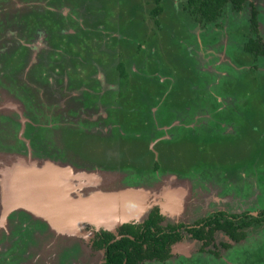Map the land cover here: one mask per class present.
Listing matches in <instances>:
<instances>
[{
  "label": "rangeland",
  "instance_id": "obj_1",
  "mask_svg": "<svg viewBox=\"0 0 264 264\" xmlns=\"http://www.w3.org/2000/svg\"><path fill=\"white\" fill-rule=\"evenodd\" d=\"M251 3L264 42V0H245L240 10L226 2L211 21L200 19L187 0H161L156 16L154 0H0V179L14 171L26 177L46 166L116 169L119 181L147 191L148 202H163L164 223L181 213L190 218L213 205L226 208L236 199L263 196L264 57L255 59L244 49ZM231 108L235 120L215 114L221 109L229 116ZM213 121L215 133L240 135L207 141L205 150L197 140L193 146L182 139L189 128L202 131ZM152 150L178 164L201 155L225 163L231 156L258 172H242L240 165L230 176L212 170L202 186L190 167L188 173L147 170L151 155L157 157ZM75 177L66 176V194L78 201ZM171 199L177 207L168 205ZM149 209L125 219L142 221ZM20 212L12 209L0 226V264H61L64 258L82 263L84 256L75 257L88 253L87 236L55 233L41 213L49 230L32 219L43 237H28L27 247L11 260L18 248L14 234L23 227ZM80 230L89 227L81 224ZM261 233L244 240L255 246Z\"/></svg>",
  "mask_w": 264,
  "mask_h": 264
},
{
  "label": "flooded vegetation",
  "instance_id": "obj_2",
  "mask_svg": "<svg viewBox=\"0 0 264 264\" xmlns=\"http://www.w3.org/2000/svg\"><path fill=\"white\" fill-rule=\"evenodd\" d=\"M165 139L167 138L161 140ZM153 144L154 142L151 146H153ZM152 151L157 152V157L151 155L153 162H168L172 159V155L162 156L158 151ZM98 154H96V156ZM121 156L124 155L120 154L117 157L114 155L112 159H120ZM141 158L142 157H140V159ZM122 166L121 163L119 167L117 165L118 168ZM223 170L226 173H234L230 171V168H224ZM231 170H233V167H231ZM191 171L193 172L192 174L197 175L195 179L197 182H201L203 186L206 180H201L199 171ZM254 171L257 175L258 171ZM126 175L127 173H125L123 177H126ZM256 180L261 182L260 179L256 178ZM128 184L133 185L131 183ZM236 200L238 201H235V204L229 205L227 202L228 207L226 208H219L215 205H213V208L208 207L207 209L211 208L212 211L207 210V214H205L204 211L201 212V214L200 211H196L195 214H190V218H186L182 215L183 213H181V217L179 215L175 221L167 223H164L165 214L160 209V205L154 203L151 209L157 206L161 216L156 220L155 224H150L149 231L152 237L148 239H144V237L141 236V231L147 233V226L144 222L150 210L142 221H125L116 226L114 230L107 229L101 225L97 226L92 222H85L84 224H86L89 227V231H91V235L87 238L88 253L82 256H76L75 259L84 256L81 264H263L264 249L262 251L261 246H264V238H262L261 241L256 240L255 246L250 245V242L248 244L244 239H251L250 236H253L254 232L261 235L262 230H264V191L263 196L257 194L255 198L250 200ZM209 205L210 202L208 203V206ZM67 210L74 214L79 212L75 207H70ZM218 211L225 212L229 217L235 216L233 217V219L236 220L235 224L240 223L246 225L241 228L236 227V230L233 231L234 233H228L220 228L213 231L210 238L196 236L195 234L198 233L195 232V229L199 230L203 228L207 232L212 229V226L206 224V221H203V219H207L209 214ZM83 213L85 214V211H83ZM19 214L23 222V227L20 229L18 227L21 233L14 234L13 240L17 242L16 248H18L16 250L18 251L15 250L16 254H14L15 251L12 253L11 256L13 257L11 260L13 261H16L18 258L21 248L27 247L28 237L32 239H40L41 236L43 237L41 233L42 230L32 228V219L27 214L22 212ZM9 215L10 214H8V216ZM41 223L44 224V231L49 230L44 222ZM128 224L133 225V228H138V234L134 235L131 233V229L129 230L128 227L130 225ZM213 225H215V223ZM132 243L140 244V249L135 256L131 252ZM108 245H111L109 252ZM214 246H216V248H214ZM258 252H262L261 257V253ZM22 256L23 255H21L20 258H22ZM107 260L108 263H106ZM61 264H68V258H64Z\"/></svg>",
  "mask_w": 264,
  "mask_h": 264
},
{
  "label": "water",
  "instance_id": "obj_3",
  "mask_svg": "<svg viewBox=\"0 0 264 264\" xmlns=\"http://www.w3.org/2000/svg\"><path fill=\"white\" fill-rule=\"evenodd\" d=\"M47 165L51 164L47 163ZM62 167L61 170H57L54 166H46L43 169L33 168V173L29 172L26 177H24V174L23 176H19V173L14 171L12 175L8 174V176H6L9 179L1 178L0 226L4 227V225H6V217L10 214L12 209L20 207L21 212L27 214L31 219L44 222L39 218V213H41L42 217L54 228L53 230L55 233L71 232L75 230L88 238L91 235V231L85 233L80 230L81 224L84 225L85 222H92L97 226L101 225L107 229L114 230L116 226L127 221V219H125L127 216L142 213L145 208L149 209L150 206L152 207L153 203L159 204L161 210L164 206L163 202H152L154 199L148 202L149 200L146 198L147 194H145L147 191L143 189L142 191L135 190V184L129 185L128 183L126 184V182L119 181V178H117L118 176L114 172L116 169H105L98 166H94L89 170L80 166L71 168L65 165ZM71 172L73 174L76 173L77 177L75 178L78 179V181L75 182V191L82 197L81 200L78 201L70 200L72 198L66 194V188L68 189L70 187L69 183H67L66 176ZM93 176L96 177L93 179ZM88 179H90V181ZM83 180H86V183L83 182ZM65 185L68 186L65 187ZM108 186L112 188L107 189ZM56 187H62V199H57L59 190H54ZM103 187H105L106 190L103 189ZM46 189H48L49 192L54 190V193L51 192L47 199H41V192ZM171 201L175 204L174 207H177L176 202L173 201V199ZM63 202L80 204L83 208L82 210H84L86 214H92V217L83 215V217L80 216L79 218L74 216L70 219L76 220V222L71 223L72 225L66 226L67 228L56 227L51 221L53 217L56 218L59 214H62L60 212H63L65 215L69 214L68 210H65V207L62 206ZM169 204L170 203H168V205ZM51 210L54 212V216L49 212ZM149 210H151V208ZM46 211L47 214H45ZM90 218L94 220H90ZM45 224L48 226L47 223ZM59 225L65 227V225ZM44 247L47 248V243ZM0 253H2V250H0Z\"/></svg>",
  "mask_w": 264,
  "mask_h": 264
},
{
  "label": "trees",
  "instance_id": "obj_4",
  "mask_svg": "<svg viewBox=\"0 0 264 264\" xmlns=\"http://www.w3.org/2000/svg\"><path fill=\"white\" fill-rule=\"evenodd\" d=\"M161 0H154V3L158 4ZM188 4L194 8H196V11L199 13V18L200 19H205L207 21H211L216 19L220 13H221V9L223 8V6L226 4V2H230L232 4V6L234 7L235 10H240L242 7V3L245 0H187ZM252 9H251V16H250V20H249V35L247 37V40L245 41L244 44V49L248 52L253 54L254 58L256 59V57H264V42L262 41V38L259 34V30H258V9L256 7H254L253 3H251ZM161 11V6L155 5L153 7V9L151 10L153 16L158 15V13H160ZM118 67H120V69L122 68L121 64L117 65ZM122 70V69H121ZM217 100V99H216ZM215 100V101H216ZM214 104V103H213ZM218 105V104H217ZM232 111V113L228 114L229 116H225L224 111H222L221 109H218L215 111V114L217 116H222L223 119H225V117H230L232 118V120L237 119L238 115L235 112L234 108L230 109ZM158 117L157 113H156V118ZM217 121H213L212 125L210 127L205 128L204 130L200 131V130H194L192 127L189 128L188 130V134L187 136L184 135L182 138L183 140L187 141L189 140L188 144L193 145L196 142L199 141L200 143H202V145L204 146V150H205V146H206V142L207 141H212L213 143H217L220 139H223L225 141L229 140H235V138L237 136H239L240 134L238 133L236 134H232V133H223L221 134V132H214V129H217L218 125L215 123ZM213 125L215 126V128L213 127ZM149 129V128H147ZM207 130V131H206ZM211 130V131H210ZM218 130V129H217ZM210 131V132H209ZM164 132L163 130H161V133ZM199 132H203L201 135H199ZM144 135L146 137H148L147 134H143L142 137H144ZM217 136V137H216ZM165 141L167 142H171L170 139H165ZM263 144V143H262ZM261 144V145H262ZM198 147V145H195ZM236 146V145H235ZM202 147V146H201ZM263 148V147H261ZM199 149V148H198ZM200 151H202V148L199 149V153ZM198 152L195 151V154H199ZM202 153V152H201ZM261 157V163H264V155H260ZM165 160V159H164ZM211 160V161H210ZM246 160V159H245ZM252 160V159H251ZM250 161V160H248ZM171 163V164H168ZM181 164V165H180ZM185 164V166H184ZM244 163H239L236 161H233V158L230 156L227 160V162L225 161V163L222 160H219L218 162L213 161L212 159H207V161L202 158V155L200 158L192 160L190 158L185 159L184 161L180 162L179 164L177 162H174V160L170 159L167 163L164 161L161 162H153V165L147 170L150 169V171H156V170H160V171H171V172H184V173H188L191 170H196L199 171L200 173V177L201 180H207L208 179V174L209 171L214 170L215 173H213L214 175H216V173H218L217 171L219 169H224V168H230L233 167V170L238 166V165H242L241 168L243 169L242 172L248 171L250 169H245L248 168V166H244ZM180 165V166H179ZM190 167V169L188 170V168ZM264 167V165H263ZM137 169L141 170V171H145L146 168L143 166H138ZM146 170V171H147ZM261 170V169H260ZM257 171V170H256ZM249 172H254V170H250ZM248 172V173H249ZM193 172H190L189 174H192ZM247 173V176H248ZM230 176V173H227ZM195 175V174H193ZM160 213L158 210V207L155 206L154 208H152L149 213L148 216L145 220V225L147 226V233L141 231V236L144 237V239H148L150 237H152L151 232L149 231L150 228V224H155L156 220L160 218ZM233 217L235 216H227L225 214V212L223 211H218L215 212L213 214H209V216H207V219H203V221H206V224H209L212 226V229L205 231L203 228H200L199 230L195 229V232H197L198 234H195L198 237H208L210 238L212 236L213 231H215L216 229H220L222 228L224 231L228 232V233H234L233 231H235L236 227H243L245 225H242L240 223L235 224L236 220L233 219ZM234 222V224H233ZM215 223V225H213ZM130 225V224H128ZM210 226V227H211ZM129 230L131 233H133L134 235L138 234V228H133V225L128 226ZM136 229V230H133ZM128 239V238H126ZM140 244L139 243H132V253L137 254V251L140 249L139 248ZM111 249V245H108V252ZM106 263H108V260L106 261Z\"/></svg>",
  "mask_w": 264,
  "mask_h": 264
},
{
  "label": "bare ground",
  "instance_id": "obj_5",
  "mask_svg": "<svg viewBox=\"0 0 264 264\" xmlns=\"http://www.w3.org/2000/svg\"><path fill=\"white\" fill-rule=\"evenodd\" d=\"M51 118V117H50ZM55 118V117H54ZM1 186V185H0ZM54 190H59V193H58V195H59V197H58V195H57V199L58 198H63V196H61L63 193H62V187L60 188V187H56ZM54 190H52L51 192L52 193H54ZM41 192V191H40ZM51 192H49V190L48 189H46V190H42V195H40V198L41 199H47V198H49V196H50V194H51ZM9 199H11V198H9ZM60 199V200H61ZM172 200V199H171ZM171 200H169V206L170 207H173L174 206V203L171 201ZM64 201V200H63ZM74 205H76V206H74ZM62 206H64L65 208V210H67V209H69L70 207H75V208H77V210H79V212H77L76 214H74V213H70V211L68 210V212H69V214H64L63 212H60V213H62V214H59L56 218L55 217H53V219L51 220L55 225H56V227H59V228H67L66 226H70V225H72L71 223H73V222H76V220H70V219H72L74 216L75 217H79L80 218V216L81 217H83V215H85L84 213L82 214V212L84 211V210H82L83 208L81 207V205L80 204H75V203H67V202H63V204H62ZM42 210V209H41ZM81 210H82V212H81ZM49 212H51V214L54 216L55 214H54V212L51 210V211H49ZM45 214H47V211L45 212ZM78 218V219H79ZM77 219V220H78ZM94 220V219H93ZM68 221V222H67ZM59 224H61V225H65V227H63V226H60Z\"/></svg>",
  "mask_w": 264,
  "mask_h": 264
}]
</instances>
